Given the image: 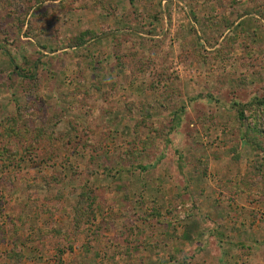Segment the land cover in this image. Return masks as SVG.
<instances>
[{
  "label": "rangeland",
  "instance_id": "374dc122",
  "mask_svg": "<svg viewBox=\"0 0 264 264\" xmlns=\"http://www.w3.org/2000/svg\"><path fill=\"white\" fill-rule=\"evenodd\" d=\"M0 264H264V0H0Z\"/></svg>",
  "mask_w": 264,
  "mask_h": 264
},
{
  "label": "trees",
  "instance_id": "16d2710c",
  "mask_svg": "<svg viewBox=\"0 0 264 264\" xmlns=\"http://www.w3.org/2000/svg\"><path fill=\"white\" fill-rule=\"evenodd\" d=\"M8 56L10 57L11 63L15 64L14 63L15 62L14 59L9 55V53H8ZM15 68L18 69L19 67L18 66H15ZM237 105H239V104H237ZM239 115H240V119L241 120H244V110L242 108H241V110L239 112Z\"/></svg>",
  "mask_w": 264,
  "mask_h": 264
}]
</instances>
